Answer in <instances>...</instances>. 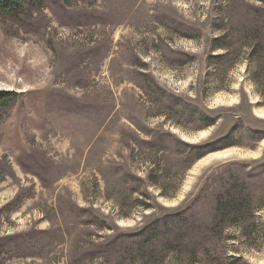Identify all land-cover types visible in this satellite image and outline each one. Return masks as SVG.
<instances>
[{
	"label": "rangeland",
	"instance_id": "374dc122",
	"mask_svg": "<svg viewBox=\"0 0 264 264\" xmlns=\"http://www.w3.org/2000/svg\"><path fill=\"white\" fill-rule=\"evenodd\" d=\"M44 3L0 14V264H264V0Z\"/></svg>",
	"mask_w": 264,
	"mask_h": 264
},
{
	"label": "trees",
	"instance_id": "16d2710c",
	"mask_svg": "<svg viewBox=\"0 0 264 264\" xmlns=\"http://www.w3.org/2000/svg\"><path fill=\"white\" fill-rule=\"evenodd\" d=\"M45 0H0V14L3 16L8 17H18L19 14L23 13L26 8L31 9H39L41 8L45 3ZM264 14V9L260 10V13ZM216 57H220L221 55H215ZM15 93L12 91H0V109L4 108L8 103L14 100ZM208 120V119H207ZM211 122V121H210ZM189 146V145H187ZM192 146V147H191ZM189 147L195 149V157H201L206 152H208L210 149L205 145H190ZM236 208V207H235ZM186 212V211H184ZM184 212H178L173 215H171V218L174 217L175 221H180L182 223L183 221H187L186 219H183V221L178 220L181 219L182 215H184ZM167 219L162 222L164 224L168 223L165 222ZM160 220H155L153 224L149 227L150 230H154L155 226H158ZM161 222V221H160ZM162 227V226H161ZM148 228V227H147ZM155 231V230H154Z\"/></svg>",
	"mask_w": 264,
	"mask_h": 264
}]
</instances>
